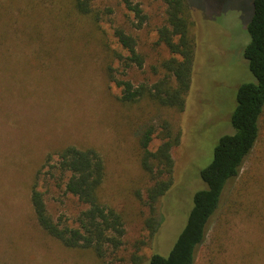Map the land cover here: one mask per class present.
I'll use <instances>...</instances> for the list:
<instances>
[{"label":"rangeland","instance_id":"obj_1","mask_svg":"<svg viewBox=\"0 0 264 264\" xmlns=\"http://www.w3.org/2000/svg\"><path fill=\"white\" fill-rule=\"evenodd\" d=\"M132 1L145 15L140 26L122 0H90L86 14L76 10L75 0H0V264H100L93 252L67 248L48 235L33 213L35 180L55 221L75 226L85 209L61 180L57 185L56 171L50 175L47 165L37 172L48 154L65 146L101 154V200L124 221L122 245L101 264H147L155 252L166 255L193 194L205 188L200 170L219 137L233 131L238 86L253 80L242 55L251 0H187L195 55L182 111L146 99L123 103L120 87L108 77L110 51L126 54L115 28L135 38L143 58L141 67L126 69L114 58L115 78L151 84L169 56L157 42L164 1ZM164 120L180 137L171 148L172 184L155 203L158 225L150 234L145 201L152 181L140 164L139 135L152 124L149 149L155 150ZM194 264H264V109L257 140L227 183Z\"/></svg>","mask_w":264,"mask_h":264},{"label":"trees","instance_id":"obj_2","mask_svg":"<svg viewBox=\"0 0 264 264\" xmlns=\"http://www.w3.org/2000/svg\"><path fill=\"white\" fill-rule=\"evenodd\" d=\"M165 3V24L158 28L157 42L163 44L169 56L161 61L162 74L151 84L134 85L128 79H117L112 74L114 58L123 69L132 65L141 67L143 58L136 48L135 38L122 28H115L113 35L125 55L111 50V61L106 66L108 77L120 87L119 100L131 104L146 99L156 105L182 111L185 97L190 88L195 45L191 35L189 4L187 0H163ZM133 13L140 26L145 15L138 3L122 0ZM252 12L246 24L248 42L242 55L247 61L252 81L241 83L235 95V107L230 116L231 133L219 137L210 162L200 170L205 188L195 191L192 206L186 222L177 234L166 255L151 254L147 264H194L197 247L206 236L208 222L219 206L227 183L239 173L242 162L253 148L258 134L259 121L264 109V0H251ZM90 0H75L79 13L92 10ZM155 134L152 124L146 125L139 135L140 164L152 181L147 189L146 204L149 217L145 220L149 233L153 234L158 225L155 203L172 184L173 160L171 148L180 137L170 123L163 121L157 134L161 142L155 150L149 144ZM55 154V161L53 160ZM45 157L50 175L55 176L57 185L63 182L64 190L85 205L75 219V226L55 221L47 211L43 193L37 188L36 180L31 186L30 202L39 226L51 237L67 248L84 249L94 253L101 261L122 245L125 233L122 215L113 207L104 204L100 187L105 177V164L101 154L93 147L79 148L68 145ZM54 169L53 171H51ZM38 176V175H37ZM36 176V177H37Z\"/></svg>","mask_w":264,"mask_h":264}]
</instances>
